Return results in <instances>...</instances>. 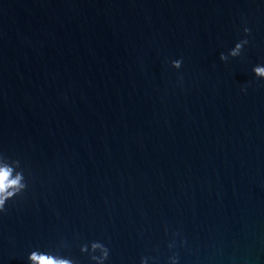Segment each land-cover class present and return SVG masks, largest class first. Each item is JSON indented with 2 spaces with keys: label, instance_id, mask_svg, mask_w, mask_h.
I'll return each instance as SVG.
<instances>
[{
  "label": "water",
  "instance_id": "1",
  "mask_svg": "<svg viewBox=\"0 0 264 264\" xmlns=\"http://www.w3.org/2000/svg\"><path fill=\"white\" fill-rule=\"evenodd\" d=\"M257 63L264 0H0V264H264Z\"/></svg>",
  "mask_w": 264,
  "mask_h": 264
},
{
  "label": "clouds",
  "instance_id": "2",
  "mask_svg": "<svg viewBox=\"0 0 264 264\" xmlns=\"http://www.w3.org/2000/svg\"><path fill=\"white\" fill-rule=\"evenodd\" d=\"M251 29L243 28L245 36L250 33ZM249 43L247 39H241L234 43L227 54L221 53L220 60L227 61L229 57L235 58L241 55L244 47ZM182 65L181 59H173L171 66L175 69H180ZM252 72L257 78L264 80V64L257 63L252 67ZM18 167V162H17ZM17 167L9 164L3 155H0V213L5 210L6 203L14 196L19 195L27 187L23 172L18 171ZM82 253H88L92 264H107L109 260L110 250L101 241L93 240L83 244L80 248ZM28 264H77L73 259L53 254L48 251L39 249L32 250L27 256ZM140 264H148L147 259L141 258ZM170 264H179L177 258H173Z\"/></svg>",
  "mask_w": 264,
  "mask_h": 264
}]
</instances>
